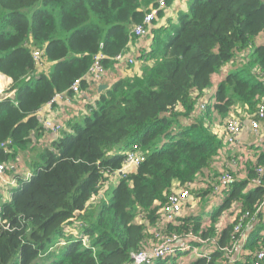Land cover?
Listing matches in <instances>:
<instances>
[{
    "label": "trees",
    "instance_id": "16d2710c",
    "mask_svg": "<svg viewBox=\"0 0 264 264\" xmlns=\"http://www.w3.org/2000/svg\"><path fill=\"white\" fill-rule=\"evenodd\" d=\"M165 2L168 7L172 0ZM156 3L0 0V73L12 81L0 95V143L7 147L0 149V163L39 144L44 129L37 111L75 81L88 89L84 75L95 56L101 55L104 70L112 68L114 57L136 39L132 27ZM263 35L264 0H188L187 12L151 34L139 56L151 65L100 91L87 114L68 120L59 137L27 154L30 177L16 178L8 199L0 198V264H132L143 244L155 242L159 211L175 189L190 184V199H216L224 144L207 119H225L235 108L255 114L264 99V44L256 43ZM35 50L50 64L45 73L37 71ZM228 63L233 71L211 99L203 97L211 76ZM263 135L264 126L248 149L253 156L245 177L221 193L217 206L210 202L207 211L187 214L188 201L178 225L163 231L216 241L209 259L176 251L152 264H264V257L257 259L264 254V210L258 211ZM133 145L142 160L124 168ZM113 175L117 183L99 196ZM204 178L205 189L198 181ZM238 224L245 233L237 242L240 260L232 251Z\"/></svg>",
    "mask_w": 264,
    "mask_h": 264
},
{
    "label": "built area",
    "instance_id": "2783aa9c",
    "mask_svg": "<svg viewBox=\"0 0 264 264\" xmlns=\"http://www.w3.org/2000/svg\"><path fill=\"white\" fill-rule=\"evenodd\" d=\"M167 8L165 0H157L156 6L149 9L148 13L145 15L143 21L139 25H134L132 27V34L138 40L144 38L148 35L149 29L153 21L157 18V14L160 11H164ZM33 59L37 66V70L42 68L41 62V51H33ZM101 55H97L93 60L92 65L84 75V79L88 83H99L104 69L100 63ZM115 65L119 64H133V58L127 57L125 54H118L114 57ZM81 81H75L69 88V95L77 98L81 91ZM61 93V94H68ZM1 95V94H0ZM60 95V94H57ZM56 96V95H55ZM54 96V97H55ZM55 98L52 99L50 103H53ZM202 102V103H201ZM199 112L203 114L206 110L207 100L200 101ZM236 112V113H235ZM211 119H207L210 129L213 134L222 139L224 144V149L221 152V156L224 160L221 161L219 157V163L216 165L217 169L223 170L219 173V178L217 179V187H215V192L217 196L222 197L221 193L226 191L231 183L236 179H243L245 177V166L248 160L243 156L239 158H233L231 160H226L225 152L227 147L236 148L238 146L240 135L243 128L246 127L247 131L252 134H257L260 130V124L264 122V99L256 108L254 115L250 116L246 112H242L240 109L235 108L233 111L227 115V117L222 121L220 125L213 124ZM62 121L55 122L52 119H45L42 121V126L44 132L52 133L57 138L60 131L62 130ZM220 127V129H217ZM136 145L132 146L125 156V167L137 166L142 160L141 155L136 151ZM6 142L0 143V149L7 152ZM19 161L17 156L14 161L10 163H0V177L8 171H14V167ZM220 162L222 165H220ZM261 170L258 173L261 174ZM30 177L29 173L25 174V178ZM5 185L10 187H16L17 182L15 179H5L3 180ZM255 184H259V180L254 181ZM192 188V185H186L184 189H175L168 197L167 202L161 207L159 211V218L157 219V229L154 231V243L143 244L142 248L134 255H132V264H152L153 260L165 258L169 255L174 254L176 251L188 252L192 256L202 257L209 259L210 252L216 248V241L213 240H200L198 237L187 234V235H177V234H164L163 231L168 224L178 225L177 217L180 216L185 204L189 201L190 196L188 190ZM264 210V198L260 204L258 211ZM248 216V213L244 215ZM253 217L250 218V221ZM235 234H237L236 243L232 247V251L238 253L239 244L237 242H242L245 238V233L241 225H237L234 228ZM86 238L83 239V243L86 242ZM198 242L201 245L196 246L195 243ZM63 243V242H62ZM61 243V244H62ZM230 252V251H229ZM264 257V254L258 253L257 259L260 260ZM235 259V258H234Z\"/></svg>",
    "mask_w": 264,
    "mask_h": 264
},
{
    "label": "crops",
    "instance_id": "0c3cea01",
    "mask_svg": "<svg viewBox=\"0 0 264 264\" xmlns=\"http://www.w3.org/2000/svg\"><path fill=\"white\" fill-rule=\"evenodd\" d=\"M188 10V0H172V3L170 6H168L162 13V15L157 17L150 27V34L147 35L144 38L141 39H135L134 42L130 43L126 48L125 55L127 57L133 58V64H119L114 65L112 68L104 70L103 76L99 83H88L89 87L88 89H82L80 91V94L77 96V98L73 97V95L69 94H60L56 95L54 98L53 103H47L43 107H41L36 115L37 118L44 122L45 119H52L55 122L62 121L63 125L66 124V122L73 118H78L79 116L85 115L88 113L86 108L94 103V100H96L99 97V90L98 87L100 85H105L107 88H109L114 82L118 81L122 78H129L133 76H139L141 74V68L143 65H151L152 62L143 63L139 60V56L141 52L148 50L150 44H151V34H154V32L160 28H166L170 24L175 23L178 17V14L180 12H187ZM262 39L257 40V44H261L262 42L259 41ZM50 64L44 63L40 71L38 72H47L49 69ZM235 67L231 65V63H228L222 68L219 72L213 74L211 76V87L209 89H206L203 92V97L211 99V97L214 95L217 85L226 77V75L233 71ZM213 79H216L215 81ZM215 82V83H214ZM12 81L11 79L5 75H2L0 73V94L6 89H8L11 85ZM106 88V89H107ZM103 89L102 91H104ZM195 94V93H193ZM7 96H12V93L7 94ZM216 116H210V124L211 122L213 124L220 125L223 118L215 119ZM223 119V120H222ZM264 126V122L260 124V132ZM43 128V126H42ZM44 129V128H43ZM217 129H220V127H217ZM259 132V133H260ZM252 134L250 131H247L246 127H244L240 138L238 142V146L236 148L227 147L225 152L226 160H231L233 158H239L243 156L250 162L252 160L253 153H249L248 149L251 148L252 144H257V139H261V137H257L259 134ZM60 135V134H59ZM264 136V135H263ZM59 137V136H58ZM56 137L52 133H46L43 132V136L37 140L39 144L34 145L31 147V149L28 151V153L23 154L21 157V154L18 156L19 161L17 162L16 166L14 167V171H8L4 174L3 177H0V198L3 200L8 199V191L10 186L5 185L3 183V180L5 179H15L18 177L23 178L26 173L30 174V170L28 168L29 162H28V155H33L34 151L33 149H37L40 146H46L49 144L51 140H54ZM257 147L253 148L256 149ZM224 160V157L221 156V161ZM14 161V160H13ZM10 163V162H8ZM6 163V164H8ZM220 165L222 163L220 162ZM111 186H114L117 183V178L115 175L111 176ZM220 197L217 196L216 199ZM222 198V197H221ZM216 199H214L212 202H214ZM190 201V200H189ZM252 226H250L246 230V235L249 234ZM234 258L237 260H240L242 258V252H235Z\"/></svg>",
    "mask_w": 264,
    "mask_h": 264
},
{
    "label": "rangeland",
    "instance_id": "374dc122",
    "mask_svg": "<svg viewBox=\"0 0 264 264\" xmlns=\"http://www.w3.org/2000/svg\"><path fill=\"white\" fill-rule=\"evenodd\" d=\"M262 40H259V41H261L262 42V44H264V35H263V37L261 38ZM96 58V56L94 57V59ZM93 59V60H94ZM44 64V63H43ZM43 64H42V66H43ZM37 71H40V69L39 70H37ZM214 81L216 80V79H213ZM215 83V82H214ZM65 128V124L62 126V130ZM132 149V148H131ZM129 151V150H128ZM23 155H21V157H22ZM124 165H125V159H124ZM120 174H121V172H120ZM111 179L112 178H109L105 183H104V185H103V187L100 189V191H99V196H103L105 193V189H107V190H109L110 188H111ZM199 181V183L200 182H203L204 183V189L205 188H207L206 187V181H205V178L204 179H199L198 180ZM199 190V189H198ZM202 190V189H201ZM196 196V195H195ZM222 198L221 197H218L214 202H212V200L211 199H208L207 197H204V198H202V199H196V200H193L192 199V197H191V199H190V201H189V204L191 205V207L188 209V210H186V213L187 214H191V211H194V210H196V212H205V211H207L208 210V208H209V204H210V207H211V203H213V205L214 206H217L219 203H220V200H221ZM211 202V203H210ZM140 221V218L138 217L137 219H136V222H139ZM224 222V220H220L219 221V223H218V225L220 224H222ZM222 226V225H221Z\"/></svg>",
    "mask_w": 264,
    "mask_h": 264
},
{
    "label": "water",
    "instance_id": "95a60500",
    "mask_svg": "<svg viewBox=\"0 0 264 264\" xmlns=\"http://www.w3.org/2000/svg\"><path fill=\"white\" fill-rule=\"evenodd\" d=\"M107 88V86H105V85H100L99 87H98V90L99 91H102L103 89H106Z\"/></svg>",
    "mask_w": 264,
    "mask_h": 264
},
{
    "label": "bare ground",
    "instance_id": "6f19581e",
    "mask_svg": "<svg viewBox=\"0 0 264 264\" xmlns=\"http://www.w3.org/2000/svg\"><path fill=\"white\" fill-rule=\"evenodd\" d=\"M9 79V78H8Z\"/></svg>",
    "mask_w": 264,
    "mask_h": 264
}]
</instances>
